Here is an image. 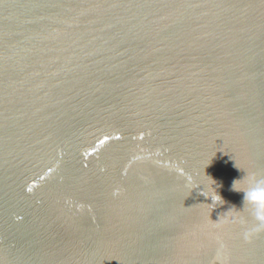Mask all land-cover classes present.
I'll return each mask as SVG.
<instances>
[{"label":"water","instance_id":"1","mask_svg":"<svg viewBox=\"0 0 264 264\" xmlns=\"http://www.w3.org/2000/svg\"><path fill=\"white\" fill-rule=\"evenodd\" d=\"M261 177L264 0H0V264H264Z\"/></svg>","mask_w":264,"mask_h":264},{"label":"clouds","instance_id":"2","mask_svg":"<svg viewBox=\"0 0 264 264\" xmlns=\"http://www.w3.org/2000/svg\"><path fill=\"white\" fill-rule=\"evenodd\" d=\"M243 179L244 177L233 181L232 186L234 190L241 191L236 186ZM242 192L243 205L250 206L253 214L257 218L264 220V177L255 179L247 188L243 189Z\"/></svg>","mask_w":264,"mask_h":264}]
</instances>
